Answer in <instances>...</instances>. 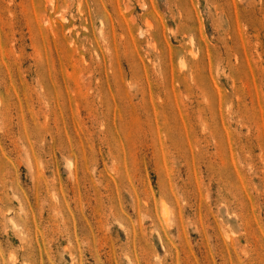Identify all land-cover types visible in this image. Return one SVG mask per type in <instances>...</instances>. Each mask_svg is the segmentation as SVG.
I'll return each instance as SVG.
<instances>
[{"label":"rangeland","instance_id":"obj_1","mask_svg":"<svg viewBox=\"0 0 264 264\" xmlns=\"http://www.w3.org/2000/svg\"><path fill=\"white\" fill-rule=\"evenodd\" d=\"M0 264H264V0H0Z\"/></svg>","mask_w":264,"mask_h":264}]
</instances>
